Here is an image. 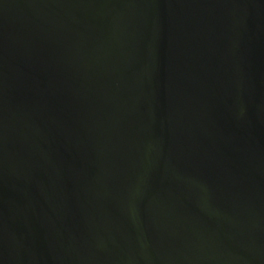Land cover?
Here are the masks:
<instances>
[{"label": "water", "instance_id": "obj_1", "mask_svg": "<svg viewBox=\"0 0 264 264\" xmlns=\"http://www.w3.org/2000/svg\"><path fill=\"white\" fill-rule=\"evenodd\" d=\"M0 264H264V0H0Z\"/></svg>", "mask_w": 264, "mask_h": 264}]
</instances>
